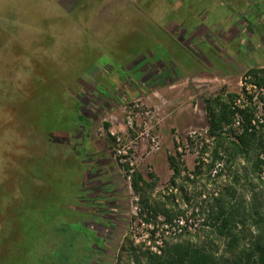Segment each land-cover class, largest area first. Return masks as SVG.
Wrapping results in <instances>:
<instances>
[{"label":"rangeland","instance_id":"1","mask_svg":"<svg viewBox=\"0 0 264 264\" xmlns=\"http://www.w3.org/2000/svg\"><path fill=\"white\" fill-rule=\"evenodd\" d=\"M240 1L0 0V264H127L175 245L219 254L203 221L213 194L229 189L224 203L244 215L264 208L251 157L170 185L168 157L185 175L212 149L205 98L245 99V72L264 68V0ZM42 90L67 102L68 127L87 121L41 133L61 123ZM247 91L264 116V95ZM126 164L154 176L148 206L171 225L142 211Z\"/></svg>","mask_w":264,"mask_h":264},{"label":"trees","instance_id":"2","mask_svg":"<svg viewBox=\"0 0 264 264\" xmlns=\"http://www.w3.org/2000/svg\"><path fill=\"white\" fill-rule=\"evenodd\" d=\"M242 2L244 3L241 0L240 5L244 7L246 3L243 4ZM242 11H237L240 14L239 16L242 15ZM242 82V94L245 95V99L241 100L240 94L224 95L223 93L205 98V112L208 118L206 138L212 143V149L207 154V147L202 146L199 157L200 161L192 172H188L185 175H182L184 170H181L178 160L179 156L168 157L169 166L172 171L170 179L172 188L177 187V179L181 180L182 185L195 186L204 172L210 175L217 165L222 167L235 158L245 160L251 157L253 159L251 160L253 172L259 175L263 171L264 116H258V106L253 102V99L257 96L249 93L247 90L250 87L258 91L260 95H264V68L248 69L242 78ZM38 84L40 83L38 82ZM41 93L39 95L42 103H46V100L55 97L54 103L56 106L59 105V108L58 106L57 108L60 112L57 114L53 111L52 117L61 122L54 125V121V123L48 121L44 124L43 129L39 130L41 133H47L48 130H68V128L70 129L77 124L87 121L84 117L83 121L75 120L73 121L74 125L68 127L67 102L62 101L60 95V97L56 95L51 96L48 91L45 92L43 90ZM61 93H64V91L61 90ZM40 105L44 108L43 104ZM78 105L73 106L72 112L78 111ZM79 115L82 116L81 114ZM32 121L35 122V119H32ZM111 139L114 140L113 137ZM188 140L193 144L191 137ZM197 145L199 144L197 143ZM204 155L209 157L207 165L203 158ZM42 165L40 168L42 172L50 171L46 163ZM123 167L129 173L131 189L137 196L139 203L144 206L142 211L144 209L150 211L147 215L152 220L161 217L163 223L171 225L174 216L170 212L159 209L158 206H148V194L155 189L154 176L150 175L151 180H147L141 173L129 168L127 164ZM209 175L208 179H210ZM215 175L219 176L220 174L215 171L214 177ZM258 178L260 179V176ZM5 189L1 186L0 192ZM225 190H217L213 194L211 198L212 204L206 213V218L203 220L204 225L212 227L211 233L224 241V248L219 254L204 247L194 248L191 246L175 245L168 251L161 250L163 254H150L145 260L136 258L130 260L127 264H264V208L260 209L259 206L254 205L252 211L244 215L240 212L238 206H230L224 203L223 197L227 194L230 195L229 189ZM199 195L201 197V194ZM253 199H255V196ZM247 218L251 219V226L248 231L244 228L245 219ZM144 221L150 224L148 219L145 218ZM151 234L154 235L155 231L152 230Z\"/></svg>","mask_w":264,"mask_h":264},{"label":"built area","instance_id":"3","mask_svg":"<svg viewBox=\"0 0 264 264\" xmlns=\"http://www.w3.org/2000/svg\"><path fill=\"white\" fill-rule=\"evenodd\" d=\"M177 223H178V224L176 225L177 232L180 233V232H181V227H180L179 225H182L183 222H182L181 219H180V220H177Z\"/></svg>","mask_w":264,"mask_h":264}]
</instances>
